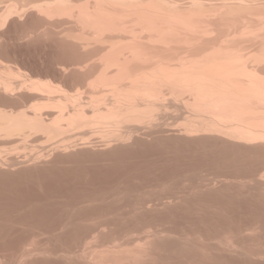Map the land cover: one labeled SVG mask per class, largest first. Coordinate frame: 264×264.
I'll return each mask as SVG.
<instances>
[{
	"label": "bare ground",
	"instance_id": "obj_1",
	"mask_svg": "<svg viewBox=\"0 0 264 264\" xmlns=\"http://www.w3.org/2000/svg\"><path fill=\"white\" fill-rule=\"evenodd\" d=\"M40 38L51 70L5 51ZM52 165L78 181L53 229L0 190L30 229L0 264H264V0H0V176Z\"/></svg>",
	"mask_w": 264,
	"mask_h": 264
},
{
	"label": "rangeland",
	"instance_id": "obj_2",
	"mask_svg": "<svg viewBox=\"0 0 264 264\" xmlns=\"http://www.w3.org/2000/svg\"><path fill=\"white\" fill-rule=\"evenodd\" d=\"M41 39V38H40ZM40 39L38 40H34L35 41V43H33L34 41H30V43H32V44H30L29 43V41H28V43L26 42V41H22L21 43L20 42H18V43H13V42H9L8 41V44L9 45H7V47H6V50L5 51H7L11 56L13 55V56H18L19 58L20 57H22L21 59H22V62L23 63H25L26 61V63H28V64H26L27 66H29V67H31V68H33V67H35V68H33L35 71L36 70H38V71H41V72H43V71H46V69L47 68H50V70L52 69V65L54 64V62L57 60V57H59L60 55H59V53L57 52L58 51V49H57V45L56 46H54L55 44H53L52 42V44L50 43V41H45V39H41V41H40ZM43 40H44V42H43ZM48 40V39H47ZM39 41V42H38ZM38 42V43H37ZM42 42V43H41ZM44 43V44H43ZM12 45V47H11V45ZM18 44V45H17ZM50 44V45H49ZM16 45V46H15ZM52 46V47H51ZM14 48V49H13ZM53 48H55V49H53ZM57 49V50H56ZM15 50H16V52H15ZM16 54V55H15ZM18 54V55H17ZM20 54V55H19ZM52 54L56 57H54V56H52ZM59 55V56H58ZM18 58V59H19ZM55 58V59H54ZM21 59H19V60H21ZM26 59V61H23V60H25ZM42 61H44V62H42ZM32 62V63H31ZM53 62V63H52ZM30 63V64H29ZM35 65V66H34ZM43 65V66H42ZM40 66H42V68H40ZM40 69V70H39ZM137 151H139L138 153L136 152V150H135V152L136 153H134V151H133V153L132 154H134L133 156L131 155V153L129 154V155H131V156H129V159L127 158V156L125 157L126 159H128V160H133V159H135V155H137V154H140V156L142 157V158H144V155L146 154V152L144 153V152H142L143 150H137ZM140 152H142V153H144L143 155H142V153H140ZM149 152V151H148ZM147 152V153H148ZM150 153V152H149ZM148 153V154H149ZM148 154H146L145 155V158H147L146 160L147 161H149L150 160V158H149V156H151V154H149V156L148 157H146ZM140 156H137L136 157V159L138 158H141ZM131 157V158H130ZM144 158V159H145ZM126 159H123V160H121V162L122 163H124V162H127V164L126 163H124L123 165H122V163L121 164H119L118 165V163H117V165H116V162L115 163H113V162H111V164L112 165H115V166H112L111 164L110 165H107V166H111L110 167V169H109V171H111V175H110V172L108 171V167L105 165H103V164H101V163H99L98 162V164L96 165L95 164V166H94V164H92L91 165V167L93 168H91L90 167V165H84L85 167L84 168H86V171L89 173V174H91L87 169H90V170H93L92 171V173H94L95 174V176H94V174H91V175H93L94 176V178H99V179H101V180H103L104 182H110V181H114V179H111V177L112 178H118L120 175L122 176V173L123 172H130L133 168H136V167H140V166H138V163L141 161L140 159V161H138V160H133V162L132 161H127ZM144 159H142L143 161H144V163L146 162V160H144ZM149 159V160H148ZM151 159H152V157H151ZM137 161V162H136ZM143 161H141L142 163H143ZM140 162V163H141ZM128 163L130 164H135L136 165V167L135 166H133V165H129V166H132L131 168H129V166H128ZM140 163H139V165H140ZM101 164V165H100ZM126 164V165H125ZM76 166V168L75 167H73V166ZM73 166H70V168L72 167V168H74L75 170L77 169L78 170V172L80 171V172H83L85 169L83 168V166L81 167V165L79 166V169L77 168L78 167V165L77 164H74ZM100 165V166H99ZM52 166H54V165H52ZM51 166V167H52ZM90 167V168H87V167ZM119 166H124V167H127L126 169L125 168H123L122 167V171L120 172V169H121V167H120V169H119ZM54 167H56V168H54ZM54 167H52V168H50V167H47V168H44V169H38L39 171H38V176H36L37 174H36V171H34V172H30V174H29V172H28V174H27V172H26V174H24V173H22L23 174V176L22 175H20L21 177H22V179H21V177L19 178L17 175H15V176H17V177H15L14 175L13 176H11V175H3V176H0V190H2V191H10V193L13 195V197H16V198H18L19 199V201H22V203L23 204H25V205H27V206H29L28 207V210H29V208L33 205V206H35V207H38V205L39 206H43L44 208H36V211L34 210L35 208L32 206L30 209H31V211L30 212H32L33 210V212H32V214L34 213L35 214V212H37V214H29V216H27V218H26V221L25 222H23L27 227L30 225L32 228H36L35 227V224L37 223V221L39 220V218H40V222L38 223V224H36V226H37V228H40L41 229V227H43V228H45L44 227V224L46 225V228L47 227H50L51 229H53L55 226H57V223L59 222L57 219H59L60 217H61V215H60V205H59V202L57 201V199L58 198H56V196H61V197H63L64 195V197L62 198V199H64V198H66L67 199V196L66 195H69V194H74L75 192V190H77V183H78V181L76 182V184H75V182H73L74 181V179H72L73 177H69L68 176V173L69 172H71L70 171V168L69 167H66V168H68V169H66L64 166H54ZM57 167H59V168H57ZM101 167V168H100ZM105 167H106V169H105ZM62 168V169H61ZM71 168V170L73 171L74 169H72ZM82 168L84 169V170H82ZM52 170V172H53V174H54V176H55V173H54V171H56V176L55 177H57V178H55L54 176H50V175H53L52 174V172L51 173H49V176L47 175L48 173H47V171H51ZM112 169V170H111ZM115 169H117L118 170V172L120 173V174H118L117 176H115V177H113L114 175L113 174H115L116 175V173H117V170H115ZM123 169H124V171H123ZM129 169V170H128ZM131 169V170H130ZM44 170H46V171H44ZM64 170V171H63ZM68 170H69V172H68ZM76 170V171H77ZM94 170H96V171H94ZM126 170V171H125ZM57 171H59V172H57ZM61 171H63L64 172V174L61 172ZM85 171V172H86ZM100 171H101V173H100ZM103 171V172H102ZM106 171V172H105ZM107 171L109 172V173H107ZM43 172H44V174L45 173H47V174H45V175H43ZM96 172H97V174H96ZM58 173H59V176H58ZM40 174V175H39ZM67 174V175H66ZM80 174V173H79ZM78 174V175H79ZM81 174H84V172L83 173H81ZM80 174V175H81ZM100 174V175H99ZM107 174H109V175H107ZM125 174V173H124ZM123 174V175H124ZM25 175H29V177L27 178ZM70 176L72 175V174H69ZM73 175H75V171H73ZM72 175V176H73ZM10 176V177H9ZM40 176H42L41 178H40ZM64 176V178H62ZM101 176V177H100ZM120 176V177H121ZM11 177H12V179H11ZM25 179H24V178ZM32 177V179H34V178H36V180L34 179V180H32V182H30L31 180H30V178ZM38 177V178H37ZM45 177V178H44ZM68 177V178H67ZM91 177V176H90ZM107 177L109 178L108 180H107ZM13 178H15L14 180H13ZM27 178V179H26ZM47 178H48V180H47ZM50 178V179H49ZM52 178L53 179H55V181L54 180H52ZM9 179V180H8ZM42 179V180H41ZM56 179H57V182H56ZM60 179H63V180H60ZM93 179V178H92ZM111 179V180H110ZM11 180H13V181H11ZM20 182H19V181ZM25 180H29L28 182H29V185L27 184L28 182L27 181H25ZM39 180V181H38ZM40 180H41V182H40ZM60 180V181H59ZM72 182H71V181ZM98 179H95V180H93V181H97ZM6 181H7V183L9 184V181H11L10 183L11 184H9L8 186H5V185H7V183H6ZM15 181V182H14ZM18 181V182H17ZM34 181V182H33ZM36 181V182H35ZM42 181H43V183H42ZM63 181V182H62ZM68 181V182H67ZM70 181V182H69ZM103 181H100V182H103ZM21 182H23V183H21ZM38 182H40V183H38ZM47 182H49V183H47ZM51 182V183H50ZM54 182V183H53ZM97 182H99V181H97ZM6 183V184H5ZM14 183V184H13ZM17 185H19V186H17ZM21 185H20V184ZM31 183V184H30ZM35 184V185H33V184ZM38 185H37V184ZM57 183H58V185H57ZM62 183V184H61ZM66 183H68V184H66ZM69 183L71 184L70 185V187H69ZM27 184V185H26ZM47 184H49L48 186L49 187H47ZM60 184H61V186L62 187H60ZM63 184H65V185H63ZM73 184V185H72ZM5 187H4V186ZM10 185H12V186H10ZM24 185V186H23ZM32 185V186H31ZM38 187H37V186ZM74 185H75V188H74ZM79 185V184H78ZM3 186V187H2ZM23 186V187H22ZM29 186V187H28ZM36 186V187H35ZM41 186V187H40ZM60 188H59V187ZM65 186V187H64ZM67 186L69 187V188H67ZM7 187V188H6ZM18 187V188H17ZM24 187H25V189H24ZM32 187V188H31ZM35 187V188H34ZM79 187V186H78ZM11 188V189H10ZM20 188L22 189V190H20ZM31 188V189H30ZM45 188V189H44ZM48 188V190H46ZM60 189V191H59V189ZM63 188V189H62ZM30 189V190H29ZM50 189V190H49ZM67 191H66V190ZM70 189V190H69ZM73 189H74V191H73ZM12 190V191H11ZM33 190V191H32ZM36 190V191H35ZM39 190V191H38ZM42 190V191H41ZM43 190H45V191H43ZM15 191V192H14ZM41 191V192H40ZM52 191H54V192H52ZM59 191V192H58ZM71 191V192H70ZM13 192L15 193V194H13ZM30 192L31 193H33V194H30ZM64 194H63V193ZM79 192V191H78ZM9 193V194H10ZM37 193L39 194V195H37ZM42 193V194H41ZM48 193V194H47ZM51 193V194H50ZM10 194V196H12ZM22 194V195H21ZM26 194V195H25ZM47 194V195H46ZM56 194V195H55ZM18 195V196H17ZM21 196V198L23 199H21L20 198V196ZM43 195H45V197L43 196ZM53 195L55 196V197H53ZM71 195H69V197L71 196ZM25 196V197H24ZM30 196V197H29ZM50 196V197H49ZM24 197V198H23ZM29 197V198H28ZM49 197V198H48ZM53 197V198H52ZM68 197V198H69ZM27 198V199H26ZM31 198H33V199H31ZM34 198L36 199L35 201H34ZM24 199H26V200H24ZM38 199V200H37ZM41 199V200H40ZM42 199H44V200H42ZM53 199V200H52ZM54 199H55V201H57V202H55L54 201ZM39 200H40V202H39ZM51 200V201H50ZM25 203H24V202ZM27 201V202H26ZM29 201V202H28ZM37 201V202H36ZM41 201H43V202H41ZM45 201V202H44ZM50 201V203H48L47 204V202H49ZM3 203V201H0V209H2V207L3 206H1V205H3L2 203ZM32 202V203H31ZM51 202H52V204H51ZM55 202V203H54ZM45 203V204H44ZM53 203L55 204V206H57L56 208H55V206L53 205ZM28 204H30V205H28ZM36 204H38V205H36ZM43 204V205H42ZM46 204L47 205H49V206H46ZM59 205V206H58ZM54 207V208H53ZM59 207V208H58ZM47 208V209H46ZM51 208H53V209H51ZM42 209H46L47 210V212H46V210H42ZM54 209H57V212H56V210H55V212H54ZM51 210V211H50ZM43 211V212H42ZM45 211V212H44ZM53 211V212H52ZM41 213V215H40V213ZM58 212H59V214H58ZM175 212H176V210H175ZM178 212V211H177ZM44 213V215L43 216H45V217H47V214H48V217L49 216H52V215H54V216H52L51 218H46L45 219V217H42V214ZM46 213V214H45ZM56 214V215H55ZM39 215V216H38ZM60 215V217L58 218L57 216H59ZM178 215V214H177ZM36 216H37V218H36ZM29 217H31V219H29ZM33 218V219H32ZM41 218H42V220H41ZM56 218V219H55ZM34 219H36V220H34ZM38 219V220H37ZM44 219H45V221H44ZM48 219V220H47ZM28 220H30V221H28ZM31 220H33L32 221V223L31 224H33L34 225V227H33V225H31V224H29V222H31ZM49 220L50 221H52L51 223L49 222ZM60 220V219H59ZM28 221V222H27ZM42 221V222H41ZM27 222V223H26ZM4 223V226H1L2 224ZM6 223V224H5ZM7 223H9V224H7ZM54 223V224H53ZM0 226L2 227H0V230H2L3 229V227H4V230H2V231H0L1 233H3V231H4V235L2 234V235H0V237L2 236H4L2 239L0 238V253L2 254H6L7 255V253L8 254H10V255H12L11 253H13V252H11V251H16L17 250V248L20 246V242H23V241H25L27 238L26 237H28V236H26L27 234H29V232L27 231L26 232V230L29 228H24V230H19V228L20 229H23L22 228V226H20L19 227V225L17 224V225H14V223L12 224V223H10V222H2V221H0ZM16 224V223H15ZM47 224H51V225H48L47 226ZM52 224H53V227H52ZM56 224V225H55ZM8 225H10V227L8 226ZM24 225V226H25ZM40 227H39V226ZM42 225V226H41ZM15 228H14V227ZM7 227V228H6ZM14 228V230L12 229V228ZM17 227V228H16ZM19 227V228H18ZM45 228V229H46ZM50 228H48L47 230H51ZM77 228V227H76ZM12 229V230H11ZM70 229H71V231H70ZM69 230H66L64 233H65V235H64V233L62 234V235H64V236H66V235H71V236H73L74 237V233L75 232H73V230H72V228H70ZM28 230H30V229H28ZM77 231H78V229H76ZM75 230V228H74V231H76ZM8 231V233L6 234V232ZM10 231V232H9ZM69 232L68 234L66 233V232ZM11 232H13V234L15 235V233H16V235H17V237H16V235L14 236ZM18 232H20V234H18ZM24 232V233H23ZM73 232V233H72ZM27 233V234H26ZM24 234V235H23ZM6 235V236H5ZM9 235V236H8ZM10 235H12V237H10ZM20 235H23V236H20ZM61 235V236H62ZM14 236V237H13ZM20 236V237H19ZM61 236H60V238L59 239H57V240H55V238H53V240H52V238H51V242L53 243V244H51V246L52 247H57V245L59 246L61 243H63L65 240L66 241H68L69 239H70V241H68V242H72V239H73V237L71 238H69V236H67V237H64V236H62V238H61ZM8 237H10V238H8ZM19 237V238H18ZM14 238H16V239H14ZM60 239H61V241H60ZM68 239V240H67ZM58 240H59V243H58ZM63 241V242H62ZM65 241V242H66ZM57 243V244H56ZM16 245H18L17 247H16ZM14 246V247H13ZM11 252V253H10ZM49 263H48V262ZM53 261V260H52ZM51 261V264L53 263V264H61V262L60 261H57V260H54L53 262ZM43 262H45V263H42V260H37V261H35V262H33V264L35 263V264H37V263H39V264H50V260H43ZM47 262V263H46Z\"/></svg>",
	"mask_w": 264,
	"mask_h": 264
}]
</instances>
